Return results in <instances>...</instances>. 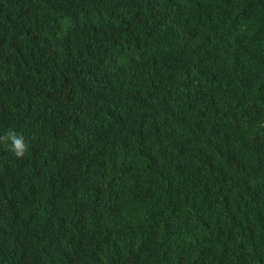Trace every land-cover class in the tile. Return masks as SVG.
Returning a JSON list of instances; mask_svg holds the SVG:
<instances>
[{
	"label": "trees",
	"instance_id": "obj_1",
	"mask_svg": "<svg viewBox=\"0 0 264 264\" xmlns=\"http://www.w3.org/2000/svg\"><path fill=\"white\" fill-rule=\"evenodd\" d=\"M0 264H264V0H0Z\"/></svg>",
	"mask_w": 264,
	"mask_h": 264
},
{
	"label": "clouds",
	"instance_id": "obj_2",
	"mask_svg": "<svg viewBox=\"0 0 264 264\" xmlns=\"http://www.w3.org/2000/svg\"><path fill=\"white\" fill-rule=\"evenodd\" d=\"M9 136L13 142L12 146H13V149L16 151V154L22 155L24 147H25L22 137H19L15 134H12V133H10Z\"/></svg>",
	"mask_w": 264,
	"mask_h": 264
}]
</instances>
